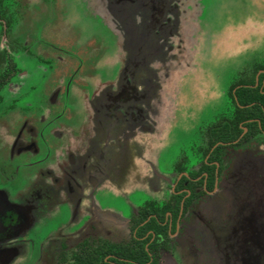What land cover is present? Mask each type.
<instances>
[{
    "label": "flooded vegetation",
    "instance_id": "flooded-vegetation-1",
    "mask_svg": "<svg viewBox=\"0 0 264 264\" xmlns=\"http://www.w3.org/2000/svg\"><path fill=\"white\" fill-rule=\"evenodd\" d=\"M116 1L144 50L130 54L133 68L111 71L94 62V42L73 49L60 34L65 0H40L27 30L31 2L0 0V132L14 134L0 150V264H218L221 255L255 264L264 230V47L239 52L221 72L214 65L211 126L193 146L195 162L185 156L172 176L105 191L99 177L130 185L125 173L139 134L166 117L175 93L167 99L154 66L174 65L180 51L171 43L188 27L166 20L173 12L166 0ZM39 74L47 115L24 108ZM113 193L126 210L104 205ZM61 208L66 228L47 231Z\"/></svg>",
    "mask_w": 264,
    "mask_h": 264
},
{
    "label": "rangeland",
    "instance_id": "rangeland-1",
    "mask_svg": "<svg viewBox=\"0 0 264 264\" xmlns=\"http://www.w3.org/2000/svg\"><path fill=\"white\" fill-rule=\"evenodd\" d=\"M29 1L31 7L24 22L26 30L29 23L33 25L34 12L44 7L40 0ZM34 1L35 7H32ZM166 2L168 9L173 8V12L169 13L166 20L181 18L188 21V27L185 30L186 34H179L184 37L181 38V43H171L180 51L179 56L171 61L174 65L168 64L166 69L161 64H156L157 62L152 64L149 62V65L156 64L154 72L158 86L161 85L166 91L167 99L169 100L167 91L170 94L175 93V99L170 106L167 105L165 118L158 119L150 124L149 131L139 134V144L135 146L134 155L130 157L132 167L125 173L133 176L127 180L130 185L118 188L112 184V180H105L102 183L101 177L97 175L105 191L134 190L139 182L148 181L146 180L148 175L172 176L175 167L185 156L192 163L195 162L193 146L195 144V148L198 147L199 136L211 126L214 65L215 69L221 72L227 64L235 63L233 60L238 58L239 52L249 54L254 47H264V0H166ZM118 6L120 5L115 0H65L60 13L63 17L60 22V34H69V38L73 39L71 47L80 49L94 42L92 51L99 54L94 62L101 64V68L109 66L111 71L133 68L134 63L129 59L130 54H140L144 50L135 38L138 29L133 34L132 19L122 21L123 15L116 9ZM42 20L35 24L37 28L43 25ZM162 34H166L165 28ZM31 67L28 66L29 70ZM117 77L118 74L115 72L114 78ZM41 78L39 74V89L29 98L28 105L24 104V108L31 106L32 110L37 108L46 111L44 114L47 115L48 104L44 94L46 83L42 82ZM220 83L223 85L222 80ZM126 95L132 94L124 93L122 97ZM73 102L79 106L80 112L85 110L83 100L75 99ZM79 116L81 122L85 117L81 119V114ZM13 136L9 130L0 132V150H3L2 146L10 143ZM59 143L62 147L64 140L60 139ZM153 187L155 186H152L151 191L154 190ZM117 195L106 194L104 205L120 211L126 210L118 199L120 195ZM208 207L211 212V203ZM115 211L112 213L115 214ZM64 212L61 208L60 216L57 215L51 221L48 219L44 226L49 227L47 231L66 228L62 216ZM102 232L105 235H114L117 230H110V234L105 230ZM118 232L117 235L120 236L123 231ZM258 236L263 249L259 253L260 260L254 263L264 264V230L259 232ZM203 241L204 244L207 242L205 237ZM237 246L239 249L242 247L240 242H237ZM29 249L34 251L36 248ZM14 264H27V260L20 258Z\"/></svg>",
    "mask_w": 264,
    "mask_h": 264
},
{
    "label": "water",
    "instance_id": "water-1",
    "mask_svg": "<svg viewBox=\"0 0 264 264\" xmlns=\"http://www.w3.org/2000/svg\"><path fill=\"white\" fill-rule=\"evenodd\" d=\"M218 264H229V263H227L226 260H225V258H224V256L221 255V258H220Z\"/></svg>",
    "mask_w": 264,
    "mask_h": 264
}]
</instances>
